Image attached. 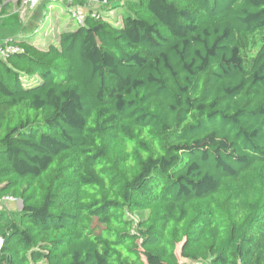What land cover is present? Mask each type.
<instances>
[{"label": "trees", "instance_id": "16d2710c", "mask_svg": "<svg viewBox=\"0 0 264 264\" xmlns=\"http://www.w3.org/2000/svg\"><path fill=\"white\" fill-rule=\"evenodd\" d=\"M101 1L0 59V264H264V0Z\"/></svg>", "mask_w": 264, "mask_h": 264}, {"label": "crops", "instance_id": "0c3cea01", "mask_svg": "<svg viewBox=\"0 0 264 264\" xmlns=\"http://www.w3.org/2000/svg\"><path fill=\"white\" fill-rule=\"evenodd\" d=\"M55 2H58V4H56ZM72 3L73 0H55L54 3L50 5V7L54 9V13L56 12L57 16L59 15L61 17L65 13L67 14L66 8H68ZM5 4L8 5L9 8L8 12L4 15L1 14L0 9V46L13 38L26 39L28 38L29 34H32L31 32L35 34L40 31V29L35 27L34 24L30 21V16L28 18L24 17V14L21 13V7L16 6V0H8ZM73 9H78L84 14H87L85 10H89L85 9L82 6L74 7ZM32 10H35V8ZM57 16H55L56 19L60 18ZM30 29H32V31ZM48 34L45 33L44 36H37V43L39 45L40 43L41 45H43L45 43L43 41L47 40L46 37H48Z\"/></svg>", "mask_w": 264, "mask_h": 264}, {"label": "rangeland", "instance_id": "374dc122", "mask_svg": "<svg viewBox=\"0 0 264 264\" xmlns=\"http://www.w3.org/2000/svg\"><path fill=\"white\" fill-rule=\"evenodd\" d=\"M54 1L55 0H39V3L37 5V7L35 8V10H32L30 12L28 11L29 12V13L27 12L28 14L27 13L24 14L25 18H28L30 16L31 17L30 21L34 24L35 27L40 29V31L38 33L29 34V36H28L29 39H34L37 36H44V34L46 32H48L50 25H51V28H55L53 23L51 24L50 16L47 17L48 13L46 12V10H49V12H53V13H51L52 16H57V13L56 12L54 13V9L52 7H50V5L54 3ZM55 3L58 4V2H55ZM54 8H56V7H54ZM99 8H101L100 4H92V5L88 6V8H86L89 10H87V11L85 10V12H87V13L96 12ZM116 11L117 10L111 9L109 12L111 14H114V12H116ZM114 17H115V15H114ZM71 22H72V20L69 18V16L65 15V17L62 21L63 25H66V24L69 25ZM30 30L32 31V29H30ZM31 33H33V32H31ZM19 203H20L19 200H17V202H12V203L9 202L8 200H4L1 203V207L7 212H16V211L20 210ZM178 254H180V245L178 247Z\"/></svg>", "mask_w": 264, "mask_h": 264}, {"label": "built area", "instance_id": "2783aa9c", "mask_svg": "<svg viewBox=\"0 0 264 264\" xmlns=\"http://www.w3.org/2000/svg\"><path fill=\"white\" fill-rule=\"evenodd\" d=\"M85 1L88 6L92 5V4H102L101 0H83ZM39 3V0H23L22 4H21V13L25 14L28 11L34 9L37 7ZM70 15L72 20L77 23L78 25H82L84 23L85 20V14L83 12H81L78 9H72L70 11ZM93 17H95L97 14L96 12L92 13ZM22 52V49L19 48L18 46L15 45H11L8 42L4 43L3 45L0 46V59H8L13 55L19 54ZM5 200H8L9 202H17L16 199L8 197ZM1 206V205H0ZM19 207H20V203H19ZM1 209V207H0ZM2 245V240H0V247Z\"/></svg>", "mask_w": 264, "mask_h": 264}, {"label": "water", "instance_id": "95a60500", "mask_svg": "<svg viewBox=\"0 0 264 264\" xmlns=\"http://www.w3.org/2000/svg\"><path fill=\"white\" fill-rule=\"evenodd\" d=\"M20 208L22 209V202L20 201Z\"/></svg>", "mask_w": 264, "mask_h": 264}]
</instances>
